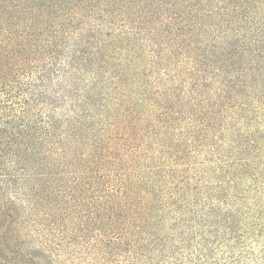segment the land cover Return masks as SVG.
Returning a JSON list of instances; mask_svg holds the SVG:
<instances>
[{
  "label": "trees",
  "instance_id": "16d2710c",
  "mask_svg": "<svg viewBox=\"0 0 264 264\" xmlns=\"http://www.w3.org/2000/svg\"><path fill=\"white\" fill-rule=\"evenodd\" d=\"M0 264H264V0H0Z\"/></svg>",
  "mask_w": 264,
  "mask_h": 264
}]
</instances>
